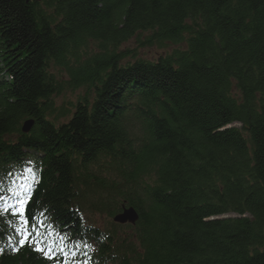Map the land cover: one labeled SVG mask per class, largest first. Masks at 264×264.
<instances>
[{
    "label": "trees",
    "instance_id": "obj_1",
    "mask_svg": "<svg viewBox=\"0 0 264 264\" xmlns=\"http://www.w3.org/2000/svg\"><path fill=\"white\" fill-rule=\"evenodd\" d=\"M85 261L264 264V0H0V264Z\"/></svg>",
    "mask_w": 264,
    "mask_h": 264
},
{
    "label": "rangeland",
    "instance_id": "obj_2",
    "mask_svg": "<svg viewBox=\"0 0 264 264\" xmlns=\"http://www.w3.org/2000/svg\"><path fill=\"white\" fill-rule=\"evenodd\" d=\"M144 33L138 35L137 37H132L130 40L122 44L121 48L129 49L131 58H141L145 60H155L160 55L169 54L174 48L184 47V44H168L166 46H158L157 44L148 45L144 43L143 39ZM141 40V43H139ZM78 92L70 93L65 92L58 97L54 98L55 105L57 107H62L68 102H74L75 97ZM68 109H71V106H67ZM60 119V118H59ZM61 121V119L59 120Z\"/></svg>",
    "mask_w": 264,
    "mask_h": 264
},
{
    "label": "water",
    "instance_id": "obj_3",
    "mask_svg": "<svg viewBox=\"0 0 264 264\" xmlns=\"http://www.w3.org/2000/svg\"><path fill=\"white\" fill-rule=\"evenodd\" d=\"M31 125H32L31 120L24 122L21 128L22 132L24 133L28 132ZM137 216H138L137 212L132 207H123L119 213L113 216L112 220L113 222L118 224L128 223L133 225L138 218Z\"/></svg>",
    "mask_w": 264,
    "mask_h": 264
},
{
    "label": "snow or ice",
    "instance_id": "obj_4",
    "mask_svg": "<svg viewBox=\"0 0 264 264\" xmlns=\"http://www.w3.org/2000/svg\"><path fill=\"white\" fill-rule=\"evenodd\" d=\"M27 203V199H20L18 200V206L14 210V214H18L20 218V223L26 224L28 223L24 213H25V205ZM7 211V209H5ZM18 231H26V229L20 228ZM27 239V236H25V240ZM24 240H21V244L23 245ZM35 247L37 251H40L44 256L51 259L52 258V249L51 248H44L40 245L39 241L35 242ZM87 247V245H86ZM63 251V249H61ZM85 264H88V261H85Z\"/></svg>",
    "mask_w": 264,
    "mask_h": 264
}]
</instances>
